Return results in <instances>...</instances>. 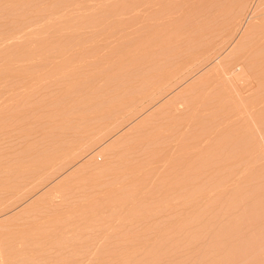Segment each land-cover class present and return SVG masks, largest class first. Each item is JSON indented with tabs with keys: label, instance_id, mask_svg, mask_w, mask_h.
I'll return each mask as SVG.
<instances>
[{
	"label": "rangeland",
	"instance_id": "obj_1",
	"mask_svg": "<svg viewBox=\"0 0 264 264\" xmlns=\"http://www.w3.org/2000/svg\"><path fill=\"white\" fill-rule=\"evenodd\" d=\"M0 264H264V0H0Z\"/></svg>",
	"mask_w": 264,
	"mask_h": 264
}]
</instances>
